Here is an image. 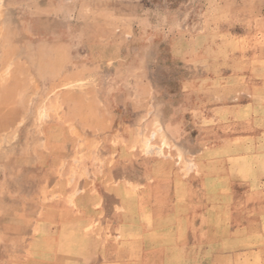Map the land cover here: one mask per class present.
Listing matches in <instances>:
<instances>
[{"label": "rangeland", "instance_id": "rangeland-1", "mask_svg": "<svg viewBox=\"0 0 264 264\" xmlns=\"http://www.w3.org/2000/svg\"><path fill=\"white\" fill-rule=\"evenodd\" d=\"M0 264H264V0H0Z\"/></svg>", "mask_w": 264, "mask_h": 264}]
</instances>
